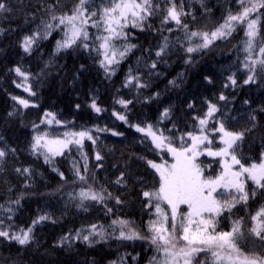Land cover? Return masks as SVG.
Here are the masks:
<instances>
[{
	"label": "trees",
	"instance_id": "obj_1",
	"mask_svg": "<svg viewBox=\"0 0 264 264\" xmlns=\"http://www.w3.org/2000/svg\"><path fill=\"white\" fill-rule=\"evenodd\" d=\"M75 2L60 0L62 6L57 14L68 11ZM93 2L95 5L101 0ZM176 2L178 6L181 4V0ZM8 3L13 12L0 15V29H3L0 31V147L15 152H9L0 161V205H3L0 218L4 220L3 230L10 233L27 229L41 215L50 219L33 226L29 244L20 245L0 237V264H110L119 262L121 257L123 264H148L153 256L162 258L149 241L116 239L118 231L113 233L109 227L112 220L124 219L133 221L132 226L142 235H150L146 226L150 219H155V208L145 207L142 192L158 189L159 174L147 161L172 159L167 149L156 148L151 138L137 132L132 125L152 124L173 141V146L180 147L181 143L187 146L191 140L186 133L198 131L196 118L205 116L211 102L218 109L211 125L222 121L230 131L250 129L238 142L236 155L243 157L241 162L245 165L259 163L264 153V74H260L257 66L255 80L243 82L250 74L243 66L247 56L243 44L247 39L243 31L246 26H237L231 36L189 54L185 49L200 43L199 38L189 42L182 28L172 21L162 24L163 16L158 13L148 18L142 29L131 25L125 29L128 39L118 42V46L136 47L115 66L114 74L106 75L99 65L95 45L92 51L82 47L56 50V41L63 38L61 29H54L46 39L37 40L30 52H25L21 46L23 36L36 31L38 26L42 29V20L49 22L44 9L53 0H8ZM182 3L184 11L190 13L182 22L189 25L190 31L211 32L229 11L235 14L239 10L236 0H182ZM161 7L166 6L161 3ZM260 23L253 59L259 58L264 16ZM88 31L90 39L101 34L93 27ZM164 37L168 38L169 46L157 57L155 52ZM153 62L157 64L155 69L151 68ZM17 67L27 75V80L15 72ZM130 69L146 87L138 88L135 82L125 86ZM230 75L234 76L235 85L228 81ZM221 94L225 100L219 99ZM13 97L28 100L29 106L23 107ZM93 100L102 109L99 113L90 107ZM120 100L131 103L125 107L118 103ZM166 108L169 114L164 116ZM48 112L62 124L42 123ZM117 113L125 115L127 123ZM92 127L115 130L122 135L108 130L94 131L95 144L86 140L82 146L71 145L63 155L53 157L51 163L45 161L42 151L32 148L37 131L63 136L65 132ZM182 136L183 141L179 139ZM214 145L221 144L215 141ZM97 152L101 161L95 160ZM74 162L81 174L88 176L86 182L77 179ZM199 162L207 167L204 171L211 177L222 170L220 158L202 155ZM17 168L30 171L22 174ZM121 173L124 179L117 184ZM89 187L97 192L106 190L103 203L84 200L81 206L78 193ZM247 187L251 191L255 186L249 181ZM116 197L122 203L117 204ZM217 198L231 199L219 195ZM16 200L19 204L10 203ZM261 205L264 195L258 193L247 205H237L231 212L225 210L217 218V231L230 230L232 222L243 217V230L247 234L251 227L249 216ZM9 207L12 213L7 212ZM91 224L102 225L106 238L93 237L96 242L91 246L82 240L60 243L61 237L69 233L74 236L77 229H86ZM245 249L252 250L251 243ZM254 250L261 251L258 247Z\"/></svg>",
	"mask_w": 264,
	"mask_h": 264
},
{
	"label": "snow or ice",
	"instance_id": "obj_2",
	"mask_svg": "<svg viewBox=\"0 0 264 264\" xmlns=\"http://www.w3.org/2000/svg\"><path fill=\"white\" fill-rule=\"evenodd\" d=\"M239 10L233 14L229 11L213 31H190L189 25L182 22V18L190 15L184 11L183 3L178 6L176 0H101L95 4L93 0H76L75 4L68 11L57 14L61 7L60 0H53V3L45 7L48 13L49 22L41 21L43 28L37 27V30L29 35L23 36L21 46L25 52H30L34 44L39 39H46L51 35L54 29L63 31V38L56 41V50L68 49L73 47H82L85 50L92 51V45H95L99 65L104 69L106 75L115 73V66L126 57L127 53L135 48L134 44H120L118 42L126 41L128 33L125 31L129 25L134 28H143L144 22L160 13L163 16L162 24L169 21L184 30L185 38L191 42L193 38H199L200 43L194 46H188L185 51L189 54L201 49H207L217 39H224L232 35L237 30V26L244 27V35L247 38L243 41L244 51L247 53L244 61V68L250 73L243 81L248 84L255 80L257 75V66L260 74H264V38L260 40L259 58L253 59L252 53L256 46L257 38L261 33V16H264V0H236ZM161 3L166 7L162 8ZM13 12L9 6L8 0H0V15ZM255 14V16L253 15ZM35 15L34 13L32 14ZM195 20V17H193ZM55 22V23H53ZM89 27L96 28L101 34L92 36L90 39ZM172 29L169 28V31ZM3 31V29H0ZM169 46L167 37H164L163 43L155 52L157 57L162 56ZM83 67V66H81ZM157 67L156 62L151 64V68ZM15 72L27 80V75L19 67ZM206 79H208L206 77ZM228 81L232 85L236 84L234 76H228ZM138 88L147 85L140 83L139 76L132 75L131 69L126 78L125 86L133 85ZM171 83V82H170ZM19 86V85H18ZM228 85L226 84L225 87ZM30 91V88H25ZM35 95V93H31ZM20 105L27 108L29 101L18 97H13ZM220 100H225L224 95H220ZM121 105L127 107L131 101L120 100ZM77 108L80 105H76ZM90 107L97 113L102 109L93 100ZM189 107H192L190 104ZM218 111L216 104L208 103V110L203 118L199 120V134L192 132L186 133L191 143L185 146L181 143L180 147L173 146V141L158 132L154 125L139 124L132 125L137 132L144 133L150 137L156 148H167L171 153L174 162L171 164L155 163L147 161L152 169L159 174V187L154 191H143L142 196L146 200L145 207L155 208V219L147 222L146 230L150 235H142L132 225L133 221L124 219H114L109 225L112 232L118 231L116 239L124 241L146 240L157 253L162 254V258L156 256L148 260V264H264V205H261L254 214H250L249 220L251 227L247 234L243 230L244 218L241 217L232 222L228 231H217L219 220L217 219L225 210L231 212L237 205H247L249 200L255 199L257 194L264 195V153H261L259 163H251L245 166L241 162L243 157L238 158L236 147L238 142L244 139L246 131H230L225 127L224 122H219L218 128L212 131L219 135V142L222 147L213 150L209 145L212 140L205 132V126L209 119L213 118ZM169 109H164L163 115L167 116ZM11 115V113H10ZM118 118L127 123L125 115L117 114ZM50 117V119H48ZM45 121L48 124H60L53 113H45ZM34 127H36L34 125ZM103 131V129H97ZM122 135V133H114ZM87 139L96 143L91 135V130H82L79 132H65L63 137L50 138L48 133L38 134L33 137L32 148L36 152L44 155L45 161L52 162V158L64 154V150L71 145L82 146L83 141ZM181 141L184 137L179 138ZM201 145H205V152L210 157H220L222 170L215 177H205L204 169L197 163V158L203 155L200 151ZM9 152H15V149H6L0 147V161H2ZM86 159V157H85ZM96 161H101L102 157L97 152ZM75 175L79 181L86 182L88 176L81 174L80 169L73 164ZM87 172V165L84 166ZM55 170V169H54ZM18 173H29L28 168H17ZM63 177V173H60ZM124 179V174L117 178L116 183L120 184ZM255 187L248 190V182ZM105 191H94L91 187L82 188L78 196L81 206L84 200H92L103 203L105 200ZM110 196V194H108ZM219 196H229L231 199H218ZM116 203L122 201L116 197ZM19 204V200L10 202ZM166 205L161 207V204ZM181 206L186 207V211H181ZM3 208V205H0ZM11 207L7 212L12 213ZM112 209H107L111 212ZM10 219V217H9ZM50 219L47 215H41L32 221V226L27 229H20L19 232L10 233L3 230L4 220L0 218V237L9 240H15L20 245L29 244L32 239L33 226ZM116 226H119L118 228ZM12 225L9 224L8 228ZM99 229V231H98ZM87 232V234H84ZM99 236L102 240L106 238L105 230L102 225L91 224L86 229L81 228L72 233L61 237L60 243H71L73 240H82L91 246L96 241L93 237ZM251 243L252 250H246L245 245ZM259 248L261 251H255ZM135 259V257H133ZM124 257L120 261H112L110 264H123Z\"/></svg>",
	"mask_w": 264,
	"mask_h": 264
},
{
	"label": "rangeland",
	"instance_id": "obj_3",
	"mask_svg": "<svg viewBox=\"0 0 264 264\" xmlns=\"http://www.w3.org/2000/svg\"><path fill=\"white\" fill-rule=\"evenodd\" d=\"M257 59V58H256ZM50 113H52V112H50ZM117 114H120V113H117ZM120 115H122V114H120ZM50 118V117H49ZM200 118H203V117H200ZM213 121H215V118H214V116H213V118H210L209 119V122H208V124L205 126V132H206V134H208L209 135V139L210 140H212V144L211 145H209L210 147H212V149L213 150H218V148L219 147H222L223 145L221 144L220 146H215V145H213V143L215 142V141H219V135L218 134H216L215 132H213L212 131V129L215 127V128H218L219 127V123H218V125H211V122H213ZM52 125H61L62 123H60V124H56V123H51ZM133 125H137V124H133ZM141 126H144V125H141ZM90 130H91V135L95 138V134H94V131H96V132H106L105 130H108V129H106V128H99V127H92V128H89ZM97 129H103V131H97ZM86 130H88V129H86ZM80 131H82V130H80ZM109 132H111V133H118L117 131H115V130H108ZM76 132H79V131H76ZM38 134H43V133H40V132H36V134H35V136L36 135H38ZM144 134V133H143ZM194 135H198L199 134V129H198V131H196L195 133H193ZM49 137L50 138H55V137H57L56 135H49ZM59 137H63V136H59ZM150 138V137H149ZM87 139H85L84 141H83V143L86 141ZM191 143V142H190ZM160 149H167L166 147H164V148H160ZM66 150V149H65ZM64 150V151H65ZM200 151L201 152H204V154L203 155H207L206 154V152H205V145H201V147H200ZM170 156H171V160H164V161H160V162H156V163H158V164H161V163H167V164H171V163H173L174 162V159H173V157H172V155H171V153H170ZM202 155H200V156H198V158H197V163L198 164H200V162H199V159H200V157H201ZM208 156V155H207ZM260 162V161H259ZM245 166H248V165H245ZM202 167V166H201ZM204 170H205V168L204 167H202ZM204 176L207 178V177H209V175L204 171ZM161 207H165L166 208V205H164L163 203L161 204ZM185 206H181V211H182V209L184 208ZM187 209L185 208L184 209V211H186Z\"/></svg>",
	"mask_w": 264,
	"mask_h": 264
},
{
	"label": "bare ground",
	"instance_id": "obj_4",
	"mask_svg": "<svg viewBox=\"0 0 264 264\" xmlns=\"http://www.w3.org/2000/svg\"><path fill=\"white\" fill-rule=\"evenodd\" d=\"M16 145V144H15Z\"/></svg>",
	"mask_w": 264,
	"mask_h": 264
}]
</instances>
